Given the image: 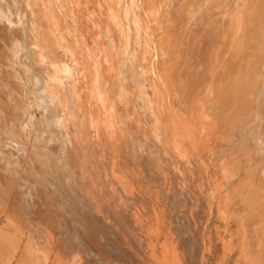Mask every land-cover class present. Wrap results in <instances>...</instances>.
Returning a JSON list of instances; mask_svg holds the SVG:
<instances>
[{
  "label": "bare ground",
  "instance_id": "1",
  "mask_svg": "<svg viewBox=\"0 0 264 264\" xmlns=\"http://www.w3.org/2000/svg\"><path fill=\"white\" fill-rule=\"evenodd\" d=\"M0 264H264V0H0Z\"/></svg>",
  "mask_w": 264,
  "mask_h": 264
}]
</instances>
